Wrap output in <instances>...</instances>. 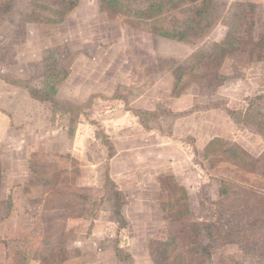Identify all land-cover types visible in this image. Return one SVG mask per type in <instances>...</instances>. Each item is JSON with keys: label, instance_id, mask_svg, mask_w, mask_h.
Wrapping results in <instances>:
<instances>
[{"label": "rangeland", "instance_id": "obj_1", "mask_svg": "<svg viewBox=\"0 0 264 264\" xmlns=\"http://www.w3.org/2000/svg\"><path fill=\"white\" fill-rule=\"evenodd\" d=\"M127 262L264 264V0H0V264Z\"/></svg>", "mask_w": 264, "mask_h": 264}, {"label": "trees", "instance_id": "obj_2", "mask_svg": "<svg viewBox=\"0 0 264 264\" xmlns=\"http://www.w3.org/2000/svg\"><path fill=\"white\" fill-rule=\"evenodd\" d=\"M63 1H66V0H63ZM50 67L51 66V64L50 65H47V67ZM54 71V70H53ZM59 71V70H58ZM54 74H56L54 77L58 80V74L57 73H54ZM52 80H53V78H51ZM31 94H32V96L35 98V99H37V100H41V101H43V100H45V99H48V97H38V96H36V93L35 92H31ZM50 100V99H49ZM50 102L53 104V105H55V106H58L57 104H56V102H54L53 100H50ZM71 111L72 112H77V110H74L73 108H71ZM107 179H108V177H107ZM111 186H112V189H113V191H115L116 192V187H115V185L113 184V183H111L110 184ZM117 196V195H116ZM117 197H119V196H117ZM118 215H119V213H118ZM120 217V216H119ZM127 264H130V262H127Z\"/></svg>", "mask_w": 264, "mask_h": 264}]
</instances>
